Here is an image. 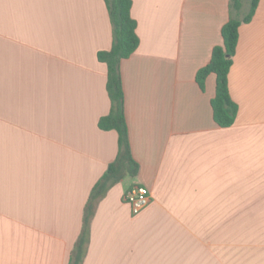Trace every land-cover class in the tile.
<instances>
[{
  "label": "crops",
  "instance_id": "crops-1",
  "mask_svg": "<svg viewBox=\"0 0 264 264\" xmlns=\"http://www.w3.org/2000/svg\"><path fill=\"white\" fill-rule=\"evenodd\" d=\"M140 44L121 61L135 177L96 206L82 264H264V0L239 28L235 123L216 75L230 0H132ZM245 12L248 5L244 7ZM105 0H0V264H69L90 192L118 154ZM134 184L151 201L134 213Z\"/></svg>",
  "mask_w": 264,
  "mask_h": 264
},
{
  "label": "trees",
  "instance_id": "trees-1",
  "mask_svg": "<svg viewBox=\"0 0 264 264\" xmlns=\"http://www.w3.org/2000/svg\"><path fill=\"white\" fill-rule=\"evenodd\" d=\"M113 28V44L109 50L98 52V59L108 67L107 91L111 109L99 119L103 130L118 132V154L105 173L92 188L85 206L81 233L71 251L69 264H82L90 241L91 220L96 206L107 191L125 177H135L140 165L134 158L129 138L125 113V93L121 75V61L136 51L140 44L137 21L132 16V0H105ZM260 0H230V19L222 27L223 43L213 48L210 62L200 68L196 79L202 89L207 77L216 75V94L211 104L215 122L221 127L235 123L238 104L233 100L229 89V71L237 51L239 28L242 23L250 22ZM248 5L245 12L244 7Z\"/></svg>",
  "mask_w": 264,
  "mask_h": 264
},
{
  "label": "built area",
  "instance_id": "built-area-1",
  "mask_svg": "<svg viewBox=\"0 0 264 264\" xmlns=\"http://www.w3.org/2000/svg\"><path fill=\"white\" fill-rule=\"evenodd\" d=\"M125 200L129 203L132 212L138 213L151 201V192L142 184H134L126 192Z\"/></svg>",
  "mask_w": 264,
  "mask_h": 264
}]
</instances>
